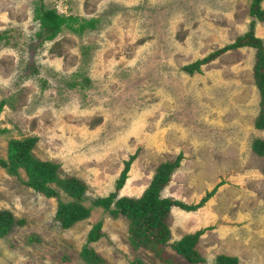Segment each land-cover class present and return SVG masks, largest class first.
Wrapping results in <instances>:
<instances>
[{
	"label": "rangeland",
	"instance_id": "374dc122",
	"mask_svg": "<svg viewBox=\"0 0 264 264\" xmlns=\"http://www.w3.org/2000/svg\"><path fill=\"white\" fill-rule=\"evenodd\" d=\"M43 2L59 14L99 19L83 34L64 30L41 42L34 10ZM250 0H0V159L12 140L38 139L33 155L60 165L61 177L86 185V207L115 192L132 155L120 197H141L158 167L182 155L161 192L200 209L172 207L164 254L131 247L128 217L93 206L69 229L55 219L60 202L27 187V174L0 167V211L16 220L0 237V264H87L89 243L101 264H216L218 255L240 264H264V157L253 142L261 94L254 77L256 48L230 50L200 73L182 68L232 44L254 22L264 42V20ZM264 9V1L262 2ZM204 231L196 249L205 260L189 263L170 244ZM162 258L171 260L166 263Z\"/></svg>",
	"mask_w": 264,
	"mask_h": 264
},
{
	"label": "trees",
	"instance_id": "16d2710c",
	"mask_svg": "<svg viewBox=\"0 0 264 264\" xmlns=\"http://www.w3.org/2000/svg\"><path fill=\"white\" fill-rule=\"evenodd\" d=\"M43 1V0H41ZM251 16L264 20V9L262 2L264 0H250ZM34 20L39 22V31L36 37L41 42H51L64 30H70L74 33L83 34L87 30L97 28L100 20L96 18L86 19L73 15L59 14L56 9L47 7L43 2L38 4L34 10ZM243 47L256 48L257 61L254 66V77L256 85L261 94V111L255 120L257 129H264V42L257 37L254 32V22H251L249 31L242 37H239L232 44L226 45L204 59L197 60L184 66L182 69L193 75L200 73L204 65L216 60L227 51ZM4 107V101L0 103V114ZM0 132L4 130L0 129ZM36 137H29L23 140H12L10 142L11 153L9 161L0 159V167L6 169L9 174L19 176L20 170L27 174V180L24 184L44 195L47 198H60L61 189L68 195L70 200L60 202L55 219L63 229H69L76 223L87 219L93 206L102 207L113 214L126 216L130 219L129 240L131 247L146 246L157 256L164 254L163 248L166 247L170 237V228L166 222V216L172 207H179L182 210L193 212L202 208L214 195L217 188L208 192L207 195L197 204H186L182 201L171 198H162L161 192L170 181L172 172L180 166L182 155H179L174 162L161 164L151 184L145 190L141 197H120L118 191L123 188L130 171L131 164L136 158L132 155L126 162L124 168L116 181L115 192L106 197H99L91 202L90 207L83 203L85 200L86 185L75 177H61L59 173L60 165L52 161H42L33 155V149L37 143ZM253 151L259 157H264V139H257L253 142ZM24 219L16 220L14 214L7 210L0 211V237L8 234L14 228L15 224H23ZM102 223H98L89 233L87 244L82 250V260L87 264H101L103 259L96 254L89 243L98 241L102 236ZM204 231L195 234H186L179 241L170 244L172 248L182 255L189 263H199L205 260L196 249L198 241ZM164 262L170 263L171 260L162 258ZM216 264H240L237 257L218 255ZM136 264H144L142 262Z\"/></svg>",
	"mask_w": 264,
	"mask_h": 264
}]
</instances>
